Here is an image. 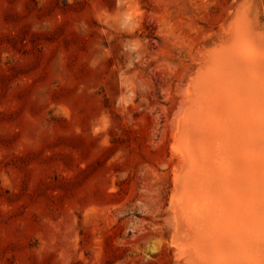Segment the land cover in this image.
I'll return each mask as SVG.
<instances>
[{
  "label": "rangeland",
  "instance_id": "1",
  "mask_svg": "<svg viewBox=\"0 0 264 264\" xmlns=\"http://www.w3.org/2000/svg\"><path fill=\"white\" fill-rule=\"evenodd\" d=\"M236 2L0 0V264H182L172 116Z\"/></svg>",
  "mask_w": 264,
  "mask_h": 264
},
{
  "label": "bare ground",
  "instance_id": "2",
  "mask_svg": "<svg viewBox=\"0 0 264 264\" xmlns=\"http://www.w3.org/2000/svg\"><path fill=\"white\" fill-rule=\"evenodd\" d=\"M232 9L171 121L169 242L182 264H264V27L251 0Z\"/></svg>",
  "mask_w": 264,
  "mask_h": 264
}]
</instances>
